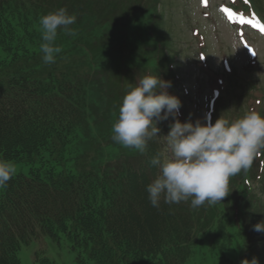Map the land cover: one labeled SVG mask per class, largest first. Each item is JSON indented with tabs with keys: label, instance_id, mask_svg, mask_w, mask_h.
<instances>
[{
	"label": "trees",
	"instance_id": "obj_1",
	"mask_svg": "<svg viewBox=\"0 0 264 264\" xmlns=\"http://www.w3.org/2000/svg\"><path fill=\"white\" fill-rule=\"evenodd\" d=\"M61 7L77 15L76 35L60 32L61 52L46 64L39 18ZM155 14L154 0H0V159L16 166L0 188V264H21L18 251L39 234L69 239L77 264H194L191 253L209 245V264L254 256L264 264V234L253 230L264 205L252 206L244 171L230 178L231 202L206 203L201 213L190 200L162 199L157 209L146 185L157 173L152 157L165 153L162 122L145 154L112 139L133 71L164 79ZM195 232L215 239L192 245Z\"/></svg>",
	"mask_w": 264,
	"mask_h": 264
},
{
	"label": "rangeland",
	"instance_id": "obj_2",
	"mask_svg": "<svg viewBox=\"0 0 264 264\" xmlns=\"http://www.w3.org/2000/svg\"><path fill=\"white\" fill-rule=\"evenodd\" d=\"M156 1L160 2L157 3L159 8L150 27L166 49L165 51L161 45L163 51L156 59L164 73V79L171 81L172 89L169 91L173 90L175 93L173 95L182 101L179 115L181 122L189 119L193 122L200 119L203 122L205 117H210L214 123L222 114L228 119H238L249 111L264 113V100L262 106L254 107L256 103L250 98L253 97L250 91L255 89L257 84H260L261 92L264 94V41L260 38L261 34L253 32L254 26H249L248 20L235 17L234 14L229 17L227 12L222 11L221 7L229 6L232 0H207L206 5L202 0ZM244 1L242 0V4ZM257 1L258 6L262 5L261 11L258 12L264 17V0ZM66 9L69 12L71 7ZM253 22L255 27L264 26L258 19ZM94 44L91 42V45ZM252 52L257 53L255 58H251ZM167 62L168 65H172V68L168 66L172 73L165 64ZM148 73L152 74L153 71L146 69L141 76ZM137 78L134 75L132 83ZM124 85L125 93L129 84L125 81ZM211 99L216 101L215 107ZM169 121L162 122L170 125ZM169 130L163 135H167ZM165 143L167 145L166 139ZM166 155H171L168 147ZM262 172L259 179L255 177L258 173L256 166L254 168L251 166L245 173L250 178L248 189L253 188L252 193L257 199L251 203L253 207L264 205V170ZM235 185V182L230 185L233 194L229 196L230 201L237 195ZM227 207H230L229 210L232 208L229 203ZM197 210L202 213L203 206L197 207ZM236 217L237 215H234V218ZM236 221L239 222L240 218H236ZM242 224L244 229L246 223ZM196 232L192 245L199 244L200 238L207 240L213 238L209 233L196 236ZM243 234L245 235L244 231ZM246 240L248 241V237ZM235 244L234 241L233 245ZM212 245L218 243L214 241ZM211 250L212 247L209 245L204 253H191V258L194 256L193 262L194 259L197 260L194 264H209L207 259ZM17 256L21 264H47L44 262L45 258L54 264H77L75 253L70 248V240L63 235L52 238L39 234L23 245ZM229 258L231 260L235 258L231 251Z\"/></svg>",
	"mask_w": 264,
	"mask_h": 264
},
{
	"label": "clouds",
	"instance_id": "obj_3",
	"mask_svg": "<svg viewBox=\"0 0 264 264\" xmlns=\"http://www.w3.org/2000/svg\"><path fill=\"white\" fill-rule=\"evenodd\" d=\"M76 21L77 15L69 14L63 7L39 18L44 63L56 62L61 52L56 45L58 35L63 32L75 36L72 26ZM170 87L171 81L158 73L146 74L135 85H129L112 125V139L125 149L145 154L149 143L161 136L159 123L171 117L174 122L167 135H163L171 155L157 153L150 161L157 169L146 185L150 204L159 209L162 199L169 205L190 200L191 207L196 208L221 202L230 194V178L247 171L264 152V114L249 111L234 120L222 114L214 123L210 117L203 122H181L182 101L169 94ZM15 173L13 162L0 159V188ZM253 230L264 234V220L253 225ZM241 264H259V259L245 258Z\"/></svg>",
	"mask_w": 264,
	"mask_h": 264
},
{
	"label": "snow or ice",
	"instance_id": "obj_4",
	"mask_svg": "<svg viewBox=\"0 0 264 264\" xmlns=\"http://www.w3.org/2000/svg\"><path fill=\"white\" fill-rule=\"evenodd\" d=\"M202 2L205 3V5L207 4V0H202ZM246 2H247V0H246ZM222 11L227 12L229 14V17H231L233 15V13L227 8H222ZM249 23H251V21H249ZM260 31L264 32V26L260 27Z\"/></svg>",
	"mask_w": 264,
	"mask_h": 264
}]
</instances>
